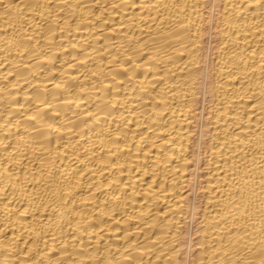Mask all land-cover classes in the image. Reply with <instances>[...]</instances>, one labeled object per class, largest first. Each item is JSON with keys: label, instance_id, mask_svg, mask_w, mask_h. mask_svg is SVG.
<instances>
[{"label": "bare ground", "instance_id": "bare-ground-1", "mask_svg": "<svg viewBox=\"0 0 264 264\" xmlns=\"http://www.w3.org/2000/svg\"><path fill=\"white\" fill-rule=\"evenodd\" d=\"M0 264H264V0H0Z\"/></svg>", "mask_w": 264, "mask_h": 264}]
</instances>
